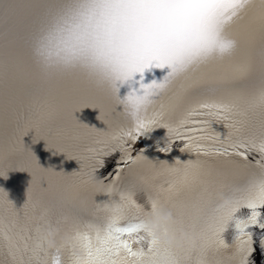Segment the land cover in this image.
Here are the masks:
<instances>
[{
  "label": "snow or ice",
  "instance_id": "snow-or-ice-1",
  "mask_svg": "<svg viewBox=\"0 0 264 264\" xmlns=\"http://www.w3.org/2000/svg\"><path fill=\"white\" fill-rule=\"evenodd\" d=\"M11 171L31 181L22 207L0 187V264H264V0H0ZM161 209L189 244L153 238Z\"/></svg>",
  "mask_w": 264,
  "mask_h": 264
},
{
  "label": "clouds",
  "instance_id": "clouds-1",
  "mask_svg": "<svg viewBox=\"0 0 264 264\" xmlns=\"http://www.w3.org/2000/svg\"><path fill=\"white\" fill-rule=\"evenodd\" d=\"M86 180L88 184L97 191L102 190L103 179L99 175L89 173ZM173 224V214L166 209H161L155 215L148 218V229L153 234V238L158 244L167 248L179 250L184 245L189 244L191 238L185 232L174 233L171 230ZM166 226L167 231L165 230ZM44 238L47 246L53 250H55L58 245L68 247H73L75 245V241L68 234L61 233L56 229H49L44 234Z\"/></svg>",
  "mask_w": 264,
  "mask_h": 264
},
{
  "label": "bare ground",
  "instance_id": "bare-ground-1",
  "mask_svg": "<svg viewBox=\"0 0 264 264\" xmlns=\"http://www.w3.org/2000/svg\"><path fill=\"white\" fill-rule=\"evenodd\" d=\"M87 113L91 114L93 111L89 110ZM32 137V135L26 137L24 139L25 144L26 146L31 147L36 153L43 167H53L56 170H60L67 166V159L64 154L53 155L54 150L46 149V142L41 140L38 143L33 144ZM52 157H55V159L50 160ZM62 157L63 159L61 160ZM8 176L15 180L14 183H12V187L9 189L4 185V178H0V187H3L5 191L8 192L10 199L15 200L18 203H24L26 200V189L31 181V175L28 172L11 171Z\"/></svg>",
  "mask_w": 264,
  "mask_h": 264
}]
</instances>
